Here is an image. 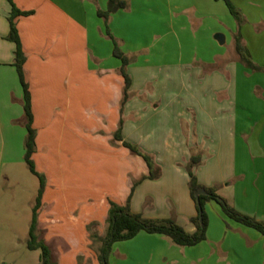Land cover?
<instances>
[{"label":"crops","instance_id":"obj_1","mask_svg":"<svg viewBox=\"0 0 264 264\" xmlns=\"http://www.w3.org/2000/svg\"><path fill=\"white\" fill-rule=\"evenodd\" d=\"M231 1L247 21L252 17L245 4ZM12 2L20 11L32 13L17 18L16 23L26 55L24 69L32 96L38 147L44 146V133H59L64 128L73 103L92 100L91 91L95 90L96 101H107L112 110L121 112L125 119L123 139L144 153L153 154L161 169L160 178L146 179L135 188L130 202L133 213L152 220L174 218L187 232L196 231L191 219L197 215V208L185 169L192 149L202 155V164L195 171L199 183L217 187V193L237 211L264 221V157L252 160L239 157V150L251 141L252 126H258L257 116L264 117V101L257 99L260 114L254 113L249 102L256 86L264 98V87L251 82V75L240 61L227 62L232 58L225 53L234 46L238 26L223 1L129 0L130 12L118 10L108 21L98 11H106L109 0ZM11 12V3L0 0V91L13 100L16 118L24 124L23 91L13 67L16 45L6 39ZM139 19L146 22L140 25L136 23ZM152 24L163 30L149 31ZM244 29L242 26L243 42L247 40ZM108 31L131 60L126 69L131 78L130 97L123 110L122 62L113 55L114 45ZM218 34L224 36L223 45L216 39ZM143 38L148 41L142 42ZM175 43L177 56L172 62L155 60L156 55L168 57ZM224 46H229L227 52ZM111 114L105 112L102 118L108 121ZM83 126L91 130L89 124ZM262 136L264 126L259 142ZM116 145L124 156L123 162H128L125 188L115 198L116 203L124 206L132 179L139 180L149 170L146 163L130 166L140 162L127 155L122 142ZM231 179L235 183L225 185ZM56 210L51 209L55 228L61 223L57 221ZM81 218L79 214L76 222L79 230L84 229L79 225ZM104 218L106 225L107 217ZM208 218L206 241L212 245L204 241L193 247H176L163 236L141 232L134 239L123 241L128 245H119L131 250V254L122 251L123 264H158L157 255L164 259L161 260L164 264H234L235 260L240 264H264V238L260 233L226 216L209 214ZM91 220L89 215L83 221L88 225ZM56 236L65 247V242L73 241L61 232ZM143 243L150 252L133 248ZM213 245H218L219 250ZM91 253L92 264H100L97 254ZM80 255L66 251L54 254L52 261L76 264Z\"/></svg>","mask_w":264,"mask_h":264},{"label":"rangeland","instance_id":"obj_2","mask_svg":"<svg viewBox=\"0 0 264 264\" xmlns=\"http://www.w3.org/2000/svg\"><path fill=\"white\" fill-rule=\"evenodd\" d=\"M126 1L128 8L122 11L130 12V2L129 0ZM237 1L245 4L246 8L251 11L252 17L250 16L248 21L244 17L243 27H245L247 40L243 43L246 45L248 42L251 60L262 70L255 72L244 66L243 63L241 64L251 75V82L264 87V0ZM245 2L250 3L246 5ZM137 21L136 23L140 25L146 22L143 19ZM158 28V24H152L149 31L152 29L163 30V27L157 30ZM128 34L130 35V33ZM146 41L148 39H142V42ZM117 43L119 44V42ZM176 47V43L172 45L173 52L168 57L156 55L155 60L157 62H172L177 56L174 53ZM230 47L233 50L230 51L231 53L228 51L229 46H224L226 52L228 51V54L225 53V55L232 58V60L228 59L227 62H239L240 57L233 49L234 46ZM119 48L120 50L123 49L120 44ZM258 87L254 88V95L252 94L251 99H249L256 114L261 112L257 99L264 101ZM95 93L97 91H91L92 100L90 101L73 103L71 117L64 128H61L59 133H44V146L42 148L37 146L33 155L36 169L45 179V192L42 205L38 210V232L45 242L48 243L49 241L47 245L52 257L54 254L66 253V251L73 254L80 253L81 255L76 259V264H92L91 251L98 254L101 243L99 239L93 238L91 235L105 236L107 223L105 225L104 217L108 215L110 202L116 203V196L120 194L123 187L125 188L126 177L124 172L128 164V162H123L124 156L115 140L116 131L121 120H123L121 112L112 110L107 101H96L93 98L96 97L94 96ZM13 104V100L6 98L0 91V264H38L40 250H30L27 244L33 209L40 189V180L31 173L25 163L27 132L23 126V121L20 122L16 118ZM105 112L113 113L108 121L102 118V114ZM117 115H119V119ZM257 122L258 126H252L251 133H249L250 143H247L248 145L243 150H239V157L251 160L264 157V136L259 142L264 126V117L261 114L257 116ZM83 123L89 124L91 130L88 131L86 129L88 127L83 126ZM193 149L195 150V147ZM190 152L193 153L194 151L190 149ZM127 153V155H132V159L140 162V164L129 162L130 166L145 165L141 157L132 154L129 150ZM151 156L154 159V155ZM249 169L253 170V166H250ZM135 182L132 179V184ZM233 183H235V179L226 181L225 185ZM53 208L57 209L56 218L57 221L61 222L56 228L53 226L54 221L51 218L53 215L51 209ZM206 212L208 215L218 218L225 217L219 206L214 203L206 205ZM79 214L83 218L79 222V225L83 226V230L77 229L76 222ZM89 215L92 220L86 225L83 220H86ZM61 228L63 229L59 231ZM81 231H84L86 239L82 237ZM59 232L68 235L73 241L65 242L67 244L65 247L56 236ZM167 241L176 246L170 240L167 239ZM205 243L212 245L208 241ZM119 245L128 244L121 242L113 245L109 264H123L122 251L131 254L129 248ZM213 246L215 250L220 248L218 245ZM133 248L135 250L140 248L144 253L150 252L144 243L138 247L133 246ZM118 251L120 252L118 253ZM233 255L236 256L235 252ZM157 256L158 264H164L161 263V260L164 259L160 260V256ZM235 261L234 264H240L239 260Z\"/></svg>","mask_w":264,"mask_h":264},{"label":"trees","instance_id":"obj_3","mask_svg":"<svg viewBox=\"0 0 264 264\" xmlns=\"http://www.w3.org/2000/svg\"><path fill=\"white\" fill-rule=\"evenodd\" d=\"M12 5V12L9 16L10 31L6 39L16 45L15 60L13 67H15L22 86L23 96L22 105L24 112V126L26 129L25 138V163L27 164L31 173L37 176L40 180V189L36 198V204L33 209L32 223L29 230L28 248L30 250H40L38 264H54L52 261L51 251L41 238L38 232V210L42 205V198L45 192V179L40 174L33 161V155L37 150V130L34 128V114L32 109V96L29 84L26 80L25 63L26 55L23 50L21 38L17 28L16 20L22 16H29L31 12H22L16 8L12 0H8ZM223 1L230 14L237 23L238 30L234 34L235 51L240 57V62L247 68L255 72L261 71L262 68L251 60V55L248 48L243 43L241 35V27L244 25L245 19L239 9L232 3L231 0H216ZM109 7L106 11H98V15L108 21L110 15L118 10H125L128 8L126 0H109ZM107 36L113 41L114 50L113 55L122 62L121 74L124 78V93L122 100V110L130 97L131 78L127 74V67L131 64V60L119 48L117 40L108 31ZM123 120L115 134V140L122 142L124 148L128 149L132 154L141 157L146 163L149 174L142 176L137 180L132 188L130 195L127 198L126 204L121 206L115 202H110V208L106 218L107 228L105 236L98 237L92 234L91 237L99 239L101 246L98 250L97 259L100 264H109L110 255L112 254L113 245L118 242L129 241L134 239L141 232L148 234L160 235L172 242V244L180 247H193L207 240V231L209 227V218L206 212V205L209 202H215L221 208L223 214L230 220L251 229L256 230L264 238V221H259L255 217L243 214L237 211L225 198L217 193V187H205L201 185L195 174L196 169L202 164L201 153H192L191 159L186 166V170L190 176L188 183L190 195L194 200L197 208V215L191 219V223L196 227L194 233L187 232L180 226L174 218L169 219H147L141 214H135L130 209V202L135 188L144 180H156L161 177V169L156 165L151 155L144 153L137 145L125 141L122 137ZM200 191H204L197 197Z\"/></svg>","mask_w":264,"mask_h":264},{"label":"water","instance_id":"obj_4","mask_svg":"<svg viewBox=\"0 0 264 264\" xmlns=\"http://www.w3.org/2000/svg\"><path fill=\"white\" fill-rule=\"evenodd\" d=\"M216 39L219 41V43H220L221 45H223L224 42H225L224 36L221 35V34L216 35ZM204 193H205L204 191H200V192L197 194V197H199L201 194H204Z\"/></svg>","mask_w":264,"mask_h":264}]
</instances>
